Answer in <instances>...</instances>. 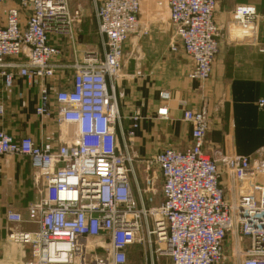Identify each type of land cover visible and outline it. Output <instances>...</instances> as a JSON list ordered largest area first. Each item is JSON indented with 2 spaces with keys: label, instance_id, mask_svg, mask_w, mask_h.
Returning <instances> with one entry per match:
<instances>
[{
  "label": "built area",
  "instance_id": "obj_1",
  "mask_svg": "<svg viewBox=\"0 0 264 264\" xmlns=\"http://www.w3.org/2000/svg\"><path fill=\"white\" fill-rule=\"evenodd\" d=\"M69 1L0 0V82L11 88L18 77L36 88L35 114L62 127L64 138L60 145L36 143L0 130V155L28 158L41 181L39 198L27 207L35 230L19 229L23 216L5 212L15 226L7 239L29 247L24 264H264V147L251 155L206 153L208 104L185 107L190 144L142 161L145 173L156 166L142 192L153 197L157 178L160 189L158 204L145 208L133 193L128 152L142 116L130 114L124 130L115 97L131 53L125 56L127 42L133 38L136 48L150 34L139 17L141 0H93L103 53L82 60L74 54L82 9ZM166 3L169 50L191 58L189 79L205 80L218 51L215 0ZM232 15L241 25L264 22L246 5ZM64 48L71 63L60 59ZM67 69L70 77H62ZM168 96L159 93L163 102ZM156 115L168 119L164 103Z\"/></svg>",
  "mask_w": 264,
  "mask_h": 264
},
{
  "label": "crops",
  "instance_id": "obj_2",
  "mask_svg": "<svg viewBox=\"0 0 264 264\" xmlns=\"http://www.w3.org/2000/svg\"><path fill=\"white\" fill-rule=\"evenodd\" d=\"M213 20L219 29L218 51L205 80H191L187 73L191 58L181 49L169 50L172 34L167 22L166 0H141L139 17L148 23L150 34L125 47L127 57L119 84L117 101L124 130L129 116L138 111L142 116L136 130L133 148L149 157L166 147L183 150L191 142L189 123L182 120L185 107L199 108L208 104L210 124L204 137V151L211 155H251L264 147V22L252 24L233 21L237 5L253 7L264 15V0H215ZM260 49L262 51H260ZM77 58V57H76ZM67 55L63 62L71 63ZM72 70L62 72L70 77ZM161 91L168 93L162 101ZM38 101L36 88H28L23 78H16L11 88L0 82V130L15 138L30 136L36 143H63V128L52 120L39 117L34 109ZM185 101V106L181 105ZM165 104L168 119L157 118L156 111ZM35 174L26 157L0 155V264H24L30 258L27 245L10 242L7 233L12 226L6 210L20 213L25 219L18 228L33 231L36 225L26 221L27 207L40 196Z\"/></svg>",
  "mask_w": 264,
  "mask_h": 264
},
{
  "label": "rangeland",
  "instance_id": "obj_3",
  "mask_svg": "<svg viewBox=\"0 0 264 264\" xmlns=\"http://www.w3.org/2000/svg\"><path fill=\"white\" fill-rule=\"evenodd\" d=\"M101 0H96L99 3ZM69 3L73 6H79L82 9V18L80 23L77 25L76 32H77V46L75 49V56L77 59L82 60L85 53L96 52L97 58L100 59L103 53V46L102 40L97 32V20L93 11L94 3L93 0H70ZM84 50V51H83ZM67 55L66 49L64 48L63 55L60 59L64 58ZM90 55V54H88ZM119 87L115 90V97L118 101L119 99ZM132 145L128 152L131 158V167L132 171L130 173V179L133 185V193L135 196L141 195V202L143 201V206L145 208H149L151 206H156L160 201V189H159V181L158 178L153 181V188L155 187V195L151 197V191H146L143 193L142 189L145 186V175L149 177L156 169L155 165H148L147 172L142 170L145 163L142 162L144 159L149 157L142 156L141 154L136 152V146L133 148ZM152 156V155H151ZM144 163V164H143ZM149 197L151 199H149ZM132 261L135 260L134 256L132 257ZM131 263V261H130Z\"/></svg>",
  "mask_w": 264,
  "mask_h": 264
}]
</instances>
